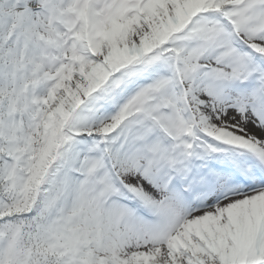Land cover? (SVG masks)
I'll return each instance as SVG.
<instances>
[{"label":"snow or ice","instance_id":"6c2138e0","mask_svg":"<svg viewBox=\"0 0 264 264\" xmlns=\"http://www.w3.org/2000/svg\"><path fill=\"white\" fill-rule=\"evenodd\" d=\"M0 264H264V0H0Z\"/></svg>","mask_w":264,"mask_h":264}]
</instances>
